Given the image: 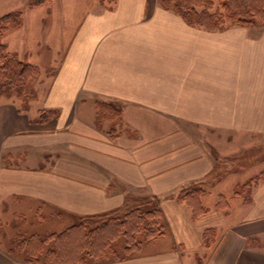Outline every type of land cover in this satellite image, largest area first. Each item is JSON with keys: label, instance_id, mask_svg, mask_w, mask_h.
I'll use <instances>...</instances> for the list:
<instances>
[{"label": "crops", "instance_id": "0c3cea01", "mask_svg": "<svg viewBox=\"0 0 264 264\" xmlns=\"http://www.w3.org/2000/svg\"><path fill=\"white\" fill-rule=\"evenodd\" d=\"M45 4L78 15L77 30L53 45L61 61L42 108L0 101V204L76 223L156 202L161 234L91 264H264V176L249 203L238 183L229 197L211 181L233 137H264V23L207 30L159 0ZM99 103L117 118L100 120ZM42 109L55 114L41 122ZM193 186L197 216L179 199ZM10 243L0 239V264H24Z\"/></svg>", "mask_w": 264, "mask_h": 264}, {"label": "rangeland", "instance_id": "374dc122", "mask_svg": "<svg viewBox=\"0 0 264 264\" xmlns=\"http://www.w3.org/2000/svg\"><path fill=\"white\" fill-rule=\"evenodd\" d=\"M46 1L0 0V19L6 15H19L18 18L16 16L17 22H15L16 18L11 19V23L6 26V30L0 32V45H3L6 49L4 55L32 65L37 69V74L30 81V88L33 93L31 97L19 96L0 82V101L14 102L23 111L42 108L47 91L61 61V54H55L53 60L50 58L49 54L52 52L53 45L61 37H64V39L69 37L71 39L77 30L78 22L75 23V20L78 19V15L56 13L55 11L59 9L54 8V6H52L54 11L49 10L50 6H46ZM39 6L43 7L39 8ZM224 22V25H220L222 28L237 24L226 18ZM38 23L44 25L42 29H40ZM48 25H50V29H48ZM66 25H68V29H64ZM43 39H45V42H43ZM21 58L25 60H21ZM41 111L49 112V110L45 109ZM232 139L228 153L223 156L218 154L216 169L211 181L215 180L218 183L222 181L220 183L227 189L225 192L229 197L230 192L233 191L232 185L238 183L234 188V193L237 196L246 198L248 200L247 203H249L254 186L264 176V137H262V141L254 139V142H247L245 146L240 145L243 142L241 137H233ZM256 142L257 144H255ZM22 205L17 201L1 202L0 204V239H6L7 243L11 241L9 247L13 244L17 246L18 242H14L16 235L23 236L16 239L20 240V242L31 235H38L46 239L52 234H61L82 221L73 223L63 216H50L47 208L41 214L42 217L36 216L32 212L26 211ZM55 247V240H48L44 246L45 252L55 249ZM126 247L127 244L124 238L115 240L111 244L112 250H109L104 256H87L85 264L122 258L125 256ZM40 258L43 261L42 255L39 256Z\"/></svg>", "mask_w": 264, "mask_h": 264}, {"label": "trees", "instance_id": "16d2710c", "mask_svg": "<svg viewBox=\"0 0 264 264\" xmlns=\"http://www.w3.org/2000/svg\"><path fill=\"white\" fill-rule=\"evenodd\" d=\"M159 1L162 6L172 9L188 23L207 30L224 29L220 25L225 24V18L243 24L264 23V0ZM16 16L19 17L16 14L1 18L0 32L6 30L11 19H15ZM17 18L15 22L18 21ZM5 51V47L0 45V82L19 96L31 97L33 93L30 81L37 74V69L7 57L4 55ZM54 114L52 111H41L40 121L47 122ZM107 114L108 118L114 119L119 112L111 105L99 103L98 118L105 119ZM201 193L202 187L193 186L184 190L179 197L180 200L188 202L194 216L202 214L196 208L197 197ZM162 228L161 214L154 200L131 199L120 209L85 218L61 234H52L46 239L31 235L20 242L16 239L23 236L16 235L14 242H18V247L14 244L9 247L8 255L21 259L24 264H85L87 256H104L112 250L111 244L120 238L126 240L125 256H128L138 250L144 240L161 234ZM51 239L55 240L56 247L45 252L44 246ZM40 255L43 256V261L39 259Z\"/></svg>", "mask_w": 264, "mask_h": 264}]
</instances>
